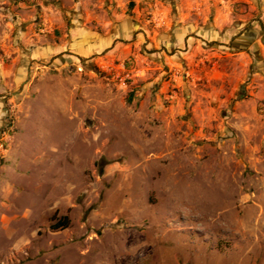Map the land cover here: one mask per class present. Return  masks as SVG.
<instances>
[{
    "label": "rangeland",
    "instance_id": "374dc122",
    "mask_svg": "<svg viewBox=\"0 0 264 264\" xmlns=\"http://www.w3.org/2000/svg\"><path fill=\"white\" fill-rule=\"evenodd\" d=\"M0 264H264V0H0Z\"/></svg>",
    "mask_w": 264,
    "mask_h": 264
},
{
    "label": "trees",
    "instance_id": "16d2710c",
    "mask_svg": "<svg viewBox=\"0 0 264 264\" xmlns=\"http://www.w3.org/2000/svg\"><path fill=\"white\" fill-rule=\"evenodd\" d=\"M104 164L100 165V172L102 173ZM70 220L68 217L61 218L53 227L52 230H65L69 228Z\"/></svg>",
    "mask_w": 264,
    "mask_h": 264
},
{
    "label": "built area",
    "instance_id": "2783aa9c",
    "mask_svg": "<svg viewBox=\"0 0 264 264\" xmlns=\"http://www.w3.org/2000/svg\"><path fill=\"white\" fill-rule=\"evenodd\" d=\"M80 71H82V68H79Z\"/></svg>",
    "mask_w": 264,
    "mask_h": 264
}]
</instances>
